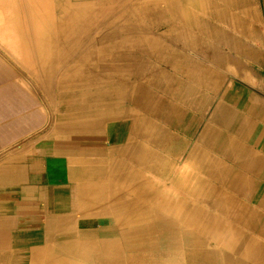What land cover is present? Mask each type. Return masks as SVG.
I'll return each mask as SVG.
<instances>
[{
	"label": "bare ground",
	"instance_id": "1",
	"mask_svg": "<svg viewBox=\"0 0 264 264\" xmlns=\"http://www.w3.org/2000/svg\"><path fill=\"white\" fill-rule=\"evenodd\" d=\"M36 1L37 28L47 27L48 33L53 34H49L52 35L51 38L44 34V39H50L48 42L61 51L51 57H42V60L48 62V76L57 72L62 75L59 85L71 110L69 112H74L72 122H68L67 126L88 130L100 138L105 137L108 127L111 130L108 136L111 147L102 149L104 156L101 157L104 158L100 160L98 171L104 176L100 186L101 193H105V190L109 192L107 196H101V210L104 215L115 217V238L101 241L98 255L85 257L95 264H125L127 261L145 260L146 255L148 258H157L168 257L173 253L175 260L183 256L193 257L195 248H189V245L194 243L195 246V243L203 242V238L198 237L196 227L185 231H178L176 228L185 219L193 222L197 211L191 210V218L187 219L183 212L188 211L189 207L178 196L192 197L190 205L197 210L199 204L197 205L196 196L203 202L207 201L209 195H215L219 199L209 207L213 213L214 210H221V213L230 214L232 219L234 217L242 227L251 225L253 207L239 204L236 197H243L250 189L248 193L253 195L254 203L256 197L264 195V184H260L262 178L252 172L246 175L245 170L241 169L237 176L229 174L227 179L228 174L224 175L227 165L225 166L219 155L227 157L224 145L230 138L232 127L235 132L256 128L252 140L260 141V152L258 154L251 151L245 154L246 147L242 156L264 157V128L251 122L253 115L258 114L264 122V100L253 95L248 86L264 90L260 80L254 85L249 83L254 75L258 76V69L264 67V32L256 1ZM44 39L39 41L40 44L46 42ZM223 45L227 46L229 52H237L236 71L229 58L221 55L219 49L222 50ZM186 50L204 53L207 62L225 63L223 74L242 78L244 85L235 80H225L226 77L220 79V72L209 70L208 66H195L189 59L182 66L180 55ZM237 67L242 74L237 72ZM247 70L252 72L247 75ZM184 74L198 83L196 92L191 93L196 94L195 100L183 98L193 90L181 81L180 77L185 76ZM202 87L211 93H222V103L217 104L211 116L213 122L222 124L225 129L220 135L218 133L221 130L216 131V134L212 131L207 138L213 123L204 124V148L198 145L200 140L197 139V143H187L190 162L181 173L176 165H180L177 161L182 155L180 148L185 141L181 142L180 138H175L167 130L161 129L160 123H167L180 132L183 131L186 136L194 138L198 123L184 108L194 105L195 108H200L202 115V111L207 113V96L204 94L205 97H200L199 94ZM159 93L179 97L177 100L183 105L171 102L168 98L161 102V98L157 97ZM127 121L131 123L128 136L125 143L118 146L114 141L118 137L115 136V131ZM256 134L259 135L255 137ZM212 142L216 145L217 153L206 150L212 147ZM234 156L230 154L229 157ZM150 163L154 166L150 167ZM251 166L252 164L248 165L246 169L249 170ZM156 177L160 182L154 180L153 185H147L148 189L165 195V198L158 204L154 203L152 209L159 212L172 209L175 215L168 220L134 212L137 203L133 202L139 198L136 196L143 188L141 181L143 178L152 180ZM252 178L255 180L253 184ZM175 181L182 182H179L180 186H175ZM129 195L130 200L127 198ZM173 222H180V225L175 226ZM206 222L203 232L204 239L208 240L212 239L211 214ZM133 223L138 225L129 227ZM263 224L257 225V228ZM165 228H169L168 231ZM251 229L260 233L254 227ZM80 238H83L82 235ZM219 245L228 246V239L223 238ZM31 250L35 251L33 248ZM90 251L94 252L92 248ZM252 251L254 253L250 260H254L255 264H264V237L260 239L257 247L252 245Z\"/></svg>",
	"mask_w": 264,
	"mask_h": 264
},
{
	"label": "crops",
	"instance_id": "2",
	"mask_svg": "<svg viewBox=\"0 0 264 264\" xmlns=\"http://www.w3.org/2000/svg\"><path fill=\"white\" fill-rule=\"evenodd\" d=\"M37 2L0 0V264H95L85 256L98 255L101 241L115 238L116 219L101 210V196L109 192L101 193L104 176L98 171L104 158L102 149L111 147V130L108 127L100 138L67 126L58 100L60 91L48 81V62L42 60L48 56V44L37 43L47 34V27L37 28ZM180 56L182 66L187 59L195 66L203 68L198 61L207 66L190 50ZM229 56L232 58V52ZM180 78L193 89L183 98L195 100L196 94L191 93L196 92L198 83L186 75ZM200 91V97L206 94V90ZM53 100L59 101L62 109L56 115ZM232 129L224 145L227 179L239 172L225 159L230 154L242 156L245 147L244 141L240 144L238 140L242 130ZM70 130L76 135H70ZM204 241V248L194 251L193 257L175 260L174 253L172 257L146 255L142 264H255L251 258L223 248L214 251L212 239Z\"/></svg>",
	"mask_w": 264,
	"mask_h": 264
},
{
	"label": "rangeland",
	"instance_id": "3",
	"mask_svg": "<svg viewBox=\"0 0 264 264\" xmlns=\"http://www.w3.org/2000/svg\"><path fill=\"white\" fill-rule=\"evenodd\" d=\"M256 1V6L259 10V15H260V18H261V27H262V30L264 32V0H255ZM51 22H53V17L51 18ZM45 26V24H44ZM49 34H53V33H48V29H47V34L45 36H48V38H51L50 36L52 35H49ZM41 39H44V35L43 37H39L38 38V45H43V44H40L39 41H41ZM46 41V43L48 44V56L51 57V56H54L56 54H58L59 50H57V47H54L51 43H49L48 41L50 39H44ZM56 48V49H55ZM57 51H55V50ZM226 49V50H224ZM222 52L221 55L223 54L225 57H228L230 63H232V68L235 69L236 71V64H237V61H238V56H237V52L236 51H230V52H226L228 51V48L227 46L223 45L222 46ZM63 51V50H62ZM191 52L197 54L198 56L202 57L206 62L207 66L209 67V70H213V71H217V72H220L222 75H221V78L223 77H226L225 80H232V81H236L238 84H242L244 85V81L242 78H237L235 75H231V76H228L226 74H223L224 72V64L225 63H218V62H212V61H208L207 62V57L204 53L202 52H198V51H193L191 50ZM232 52V58L229 56ZM64 53V51H63ZM54 54V55H53ZM48 56H45V57H48ZM243 58V57H242ZM233 59V60H232ZM228 61V62H229ZM213 63V64H212ZM236 63V64H235ZM198 64L199 65H202L203 67H207L206 65H204L203 63H201L200 61H198ZM167 65H165L166 67ZM238 66V65H237ZM64 68V67H62ZM168 68V67H167ZM216 68V69H215ZM220 68V69H218ZM223 70V71H222ZM240 72L241 73V70H238V67H237V72ZM260 71V72H259ZM247 75H249L251 72L250 70H247ZM242 74V73H241ZM61 73L57 72L55 73L54 75L50 74V76H48V81L49 82H53L54 86L58 87L59 91H60V94H59V101L61 102L62 104V109H63V113L64 115L66 116V121L67 123L68 122H72L71 121V118L73 117V114L74 112L68 108V103H66L67 101L64 99V95H63V90L61 89L60 85H59V81H60V78H61ZM254 79H250L249 80V83L251 84H255L258 80H260V83L262 84V88L264 87V67L263 68H260L258 69V76L257 75H254ZM258 77V78H257ZM237 79V80H236ZM242 80V81H241ZM250 87V89L252 90V93L253 95H255L257 98L259 99H262L264 100V90H259L258 88H255L253 87L252 85H248ZM49 89V88H48ZM202 89L206 90V96H207V113L204 114V111H202L203 115L201 114V110H199L200 108H195L194 105H192L191 107H185L184 109L187 111L188 114L190 110H193L196 113V115H193V114H190L191 117L194 118V120L198 123L197 125V128H196V132L194 134V138L193 137H188L184 134L183 131H179L175 128H173L172 126H169L167 125V123H160V126H161V129H164V130H167L168 134L174 136L175 138L178 137V139L180 138L181 139V142L182 141H185L183 142V147L181 145V156L180 158L178 159L177 163L180 164V165H176V168H178L177 166H179L178 170L183 173L185 167L189 164L190 162V159L188 160L189 158V153L188 152V149H187V143L191 142L192 144L193 143H197V140L199 142V146H201L202 148L203 147V143L206 139V137L208 138L210 136V133L213 131L215 134H216V131H220L218 133V135H220L225 127L219 124H216L217 122H213L212 119L213 117L211 116L212 112L215 110L217 104L219 102L222 103V93L221 92H218V93H214V92H210L207 88H203ZM53 92L51 91V93H53L52 95H54V93H56L55 89L53 88ZM254 90V91H253ZM258 91V92H257ZM217 94V95H216ZM167 95V96H166ZM163 94V93H159L157 95V97L161 98V102L164 98H168L171 102L173 101L174 103L178 104V105H183L182 102H179L177 99L179 97H173L172 95H169V94ZM221 95V96H220ZM261 97V98H260ZM59 101H55L53 100L52 101V109H53V112L54 114H59L60 111L62 110L60 108V106L58 105V103H60ZM178 101V102H177ZM217 101V102H216ZM197 102V101H195ZM216 104V105H215ZM221 111V109H219ZM70 111V112H69ZM223 111V110H222ZM221 113V112H219ZM209 114V115H208ZM55 117V116H54ZM257 118V119H256ZM211 119V120H210ZM252 124H258L260 125V127L264 128V122H262V116L261 115H255L252 117ZM207 122H211L213 123V126H215L214 129H216L214 131L213 129V126H211L209 128V131H208V135L206 137H204V132H203V129L205 128L204 124H206ZM203 123V124H202ZM165 126H166V129H165ZM256 126V125H255ZM131 127V123L130 121H127V122H123L121 124V126L115 131V136L117 137V145L118 146H122L126 141V138L128 136V133H129V129ZM200 127V128H199ZM220 128V129H219ZM123 129V131H121ZM250 129V128H249ZM248 128H246L244 131H242V135H238V140L240 141V144H242V142L244 141L245 143V154H248L252 151V153H258L260 152V149H259V144H260V141L258 140L257 142L256 141H253L252 138H253V135L254 133L256 132V128H253L251 129L250 131ZM247 130V131H246ZM253 130V131H252ZM170 131V132H169ZM246 132H249V133H246ZM121 133V134H120ZM163 133V131H162ZM251 133V134H250ZM70 135H76V133L74 131H71L69 132ZM231 134V133H229ZM247 134V135H246ZM176 135V136H175ZM198 135V136H197ZM259 134H256L255 137H257ZM192 136V135H191ZM252 136V137H251ZM115 137V138H116ZM197 137V138H196ZM204 137V138H203ZM246 139H244V138ZM197 139V140H196ZM202 139V140H201ZM187 140V141H186ZM195 140V141H194ZM119 142V143H118ZM180 142V141H179ZM213 143V144H212ZM211 143V146L210 148L206 149L207 151L211 152V151H215L216 153L218 152L217 148H216V145L214 142ZM181 144V143H180ZM242 146V145H241ZM258 147V148H257ZM185 154V155H184ZM187 154V155H186ZM237 156V157H236ZM235 157L233 158H228L225 159V162H227V164L233 168L234 170L236 171H239L241 169H244L245 170V173L246 175L249 174V173H253V174H256L257 175H260L261 178H262V181L260 182V184H264V157L263 159L261 158V156H240L239 153L236 155ZM116 157V156H115ZM219 157L224 160V156L223 155H219ZM256 158V159H255ZM181 160V161H179ZM259 160V161H258ZM249 162H251L250 164H252L251 168L249 170L246 169V167H248ZM245 163V164H244ZM256 164V165H255ZM258 164V165H257ZM184 165V166H183ZM255 165V166H254ZM150 167L154 166L153 164H149ZM243 166V167H242ZM263 166V167H262ZM241 167V168H240ZM253 168V169H252ZM200 170V168H199ZM201 171V170H200ZM149 178H143V181L142 184H143V188H142V192H140V194H138L136 197H139L135 202L133 203H137L136 205V210L134 212H137L139 211L140 213H144L146 214L147 216L149 215L150 217H154L156 219H164V220H168L170 219L172 216L175 215V212L173 213V211H171L172 209L168 210L166 209V212H165V209H164V212L163 211H158L156 209H152V205L155 203V204H158L160 203L164 198H165V195L163 194H160V193H155L151 190L148 189V186L147 185H153L154 183V180L155 181H159L160 182V179L159 178H155V179H152V180H148ZM159 179V180H158ZM247 182V179L245 180ZM179 182L181 183L182 181H175L174 182V185L175 186H180L179 185ZM255 181L252 180V184L254 183ZM131 183V182H130ZM253 189V187H252ZM247 190V188H246ZM245 190V191H246ZM250 191V189L248 190ZM248 191H246V193L244 194V196H240V197H236V201L238 200V203L241 204V205H248L249 207H253V214L250 215L249 212H247L248 215H250V221H251V225L249 224V226H245V227H242L238 222H236L234 220V217L233 219L227 215L226 212H223L221 213L222 211L221 210H214V213L213 211H211V209H209L210 206L213 205V202H215L217 199H219L217 196L215 195H209V197L207 198V201L204 200L203 202L199 200V198L196 196V200H197V210L194 209V207H191L190 205V202H192V197H188L187 195L184 196H178L179 199H181L182 202H186V206H188V211H185L183 212L187 219L190 217L191 218V210L196 212V216H195V219L193 220V222H187L186 219L185 221H182V225H180V222H173V225L175 226H178L180 225V227L176 228L178 231L180 230H192L194 227H196L197 231H198V237H202L203 238V242H200V243H195V246H194V243H192L191 245H189V248H195V251H199L201 248H204V244H205V239H204V224L206 223L207 224V220H208V216L209 214H211V218L213 220V228H212V247H213V250L215 251H221L222 248L224 250H227L229 251L230 253L233 252V253H236L238 255H241V256H244L246 258H251L253 256V251H252V245L254 244L255 247H257L259 245V242H260V239L262 237H264V195H262V197L260 198H257L255 199V202L252 203L254 200V197L253 195H250L248 193ZM145 196V197H144ZM199 196V195H198ZM203 196V195H201ZM238 196V195H236ZM133 197V195H132ZM134 196V198H136ZM253 197V198H252ZM128 200H130V195L127 196ZM155 199V200H154ZM184 200V201H183ZM241 201V202H240ZM243 201V202H242ZM251 201V202H250ZM248 203V204H247ZM202 204V205H201ZM212 204V205H210ZM253 205V206H252ZM201 206V207H200ZM244 206V207H245ZM151 207V208H150ZM206 208V209H205ZM171 211V212H170ZM210 211L212 213H210ZM218 214H217V213ZM171 215H170V214ZM201 214V215H199ZM215 214V215H214ZM221 214V215H220ZM245 214V213H244ZM214 215V216H213ZM204 216V217H203ZM223 216V217H222ZM152 217V218H153ZM207 217V218H205ZM218 218V219H216ZM221 218V219H220ZM225 218V219H224ZM261 218V219H260ZM184 219V218H182ZM249 220V219H248ZM227 221V222H226ZM161 222V221H160ZM230 225H229V223ZM246 222V221H245ZM179 223V224H178ZM203 223V224H202ZM259 224H263L262 226L258 227L257 228V225ZM138 225V223H133V225H130L129 227H136ZM222 225V226H221ZM183 226V227H182ZM228 227V228H227ZM236 227V228H235ZM252 227H254L256 230L258 229L260 233H256V232H253V230L251 229ZM230 228V229H229ZM166 229V228H165ZM169 229V228H168ZM168 229H166V231H168ZM233 231H232V230ZM215 230V231H214ZM222 232H221V231ZM229 230V231H228ZM231 230V231H230ZM248 230V231H247ZM214 231V232H213ZM169 233V232H168ZM233 233V234H232ZM223 238H227L228 239V246L227 245H219V243L221 242V240ZM211 239V238H209ZM208 239V240H209ZM235 239V241H234ZM233 240V241H232ZM217 241V242H214ZM232 245V246H231ZM236 245V247H235ZM208 247V245H207ZM231 247V248H230ZM233 249V250H232ZM245 253V254H244ZM248 253V254H247ZM250 260V259H249ZM230 261H232V259H230ZM236 261V259L234 260ZM143 262H146L145 260H137V261H132L131 263L132 264H142ZM215 262V261H214ZM248 261H246L245 264H247ZM124 264V263H123Z\"/></svg>",
	"mask_w": 264,
	"mask_h": 264
}]
</instances>
